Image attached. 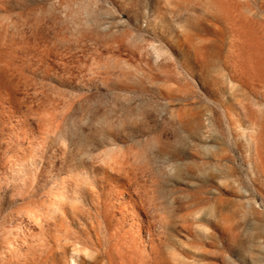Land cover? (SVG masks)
I'll return each mask as SVG.
<instances>
[{
    "label": "rangeland",
    "instance_id": "obj_1",
    "mask_svg": "<svg viewBox=\"0 0 264 264\" xmlns=\"http://www.w3.org/2000/svg\"><path fill=\"white\" fill-rule=\"evenodd\" d=\"M0 264H264V0H0Z\"/></svg>",
    "mask_w": 264,
    "mask_h": 264
}]
</instances>
